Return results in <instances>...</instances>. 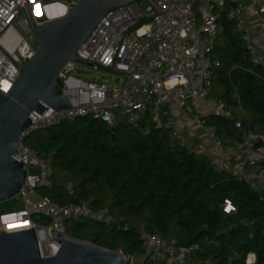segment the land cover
I'll use <instances>...</instances> for the list:
<instances>
[{
    "label": "built area",
    "instance_id": "2783aa9c",
    "mask_svg": "<svg viewBox=\"0 0 264 264\" xmlns=\"http://www.w3.org/2000/svg\"><path fill=\"white\" fill-rule=\"evenodd\" d=\"M228 1L150 0L144 9L137 1L119 7L103 16L76 52L77 57L91 62L92 66L70 61L60 72L62 90L71 95V109L33 113L31 125L19 138L22 151L14 154L17 161H23L29 176L18 195L26 201L24 214L28 221L20 229L36 230L42 257L54 255L59 248L48 229L52 227L67 234L68 218L105 227H115L123 221L106 208L91 209L87 201L59 205L37 194L39 187L52 184V171L48 160L25 144L27 137L78 117H92L108 124L123 121L140 128L143 135L154 129L168 130L173 140L185 145L186 139L192 146L198 140L201 144L193 150L207 155L232 175L252 179L255 187L264 192V169L258 168V163L264 162V146L256 145L258 137L247 132L241 141L226 143L216 128L205 121L206 117L216 115L232 120L241 128L226 102L211 94L218 65L213 55L221 29L218 19ZM78 2L0 0V91L5 83L13 84L17 80L19 69L33 59L39 48L26 6L31 8L33 4L32 12L40 17L42 7L46 11L49 6L60 5L68 10ZM257 2V6L238 2L228 10V16L235 21L251 63L264 71V0ZM86 69L105 70L114 76L86 80L84 77L89 75ZM142 123L145 126L141 127ZM33 167L36 170L31 174ZM34 196L36 201L30 203V197ZM222 210L230 214L236 209L226 199ZM32 214L44 216L49 224L34 223ZM14 216H0V230L10 231L6 226ZM122 228L128 229V225L123 224ZM139 236L147 264H210L209 260L199 261L198 254L205 247L222 245L219 239L206 237L202 242L177 248L173 242L166 245L144 226L140 227ZM119 252L127 264H137L139 255ZM246 262L252 263L248 259Z\"/></svg>",
    "mask_w": 264,
    "mask_h": 264
},
{
    "label": "trees",
    "instance_id": "16d2710c",
    "mask_svg": "<svg viewBox=\"0 0 264 264\" xmlns=\"http://www.w3.org/2000/svg\"><path fill=\"white\" fill-rule=\"evenodd\" d=\"M235 5L229 0L218 19L221 29L213 52L218 65L211 94L226 102L241 128L216 115L205 121L226 143L241 141L251 132L258 137L256 145L264 146V71L251 63L235 21L228 16ZM25 144L51 167L52 184L39 187V196L59 205L87 201L93 210L106 208L123 218L115 227L68 218L69 236L142 255L139 231L144 226L177 248L206 237L222 242L220 247H205L199 261L248 264L247 257L253 254L255 261L250 264H264V192L249 178L232 175L207 155L173 140L168 130L143 135L140 128L123 121L108 124L78 117L32 133ZM258 168L264 169V162ZM15 198L0 204L10 207ZM226 199L235 212H223ZM31 220L49 224L39 214H32Z\"/></svg>",
    "mask_w": 264,
    "mask_h": 264
},
{
    "label": "water",
    "instance_id": "95a60500",
    "mask_svg": "<svg viewBox=\"0 0 264 264\" xmlns=\"http://www.w3.org/2000/svg\"><path fill=\"white\" fill-rule=\"evenodd\" d=\"M135 2L79 0L68 10L61 6V14L47 8L46 15L40 17L26 6L39 48L33 59L19 69L17 80L5 83L0 91V203L17 197L29 179L23 161H17L14 154L22 151L18 142L32 123L31 115L71 109V95L62 90L60 72L70 61L91 67V62L76 56L80 46L106 13ZM48 232L59 248L54 255L42 257L33 227L0 230V264H127L117 250L75 239L52 227Z\"/></svg>",
    "mask_w": 264,
    "mask_h": 264
},
{
    "label": "rangeland",
    "instance_id": "374dc122",
    "mask_svg": "<svg viewBox=\"0 0 264 264\" xmlns=\"http://www.w3.org/2000/svg\"><path fill=\"white\" fill-rule=\"evenodd\" d=\"M238 1H240V0H238ZM137 2L139 3L140 6H142V9H144V7L150 2V0H137ZM31 9L32 10L34 9L33 4L31 5ZM41 12H42L41 15H46L45 7L41 8ZM86 72L89 74V75H86L84 77V79H86V80L96 79V78H111L114 76V74L112 72L105 71V70L94 71L92 69H86ZM90 118H92V117H90ZM200 144H201V142L198 140H195L193 142V146L191 145V141H188V143H187V145H190L191 146L190 148H192V149L199 147ZM216 166H218V165H216ZM219 168H221V167H219ZM35 170L36 169L33 167L31 174H34ZM249 180H251L253 182L252 179L249 178ZM35 201H36V196L30 197V199H29L30 203H33ZM1 212H2V214L0 216L7 215V214H15V216L12 218L14 220L9 221V224L15 223L16 221H20V219L27 218V215L24 214L26 212V201L21 196H17L12 201V204L10 205V207H7L6 204H0V213ZM18 223L16 224L17 227H13V228H18L19 227ZM247 259L252 261V262L255 261V257L253 255H249L247 257ZM137 264H146L142 255L138 256Z\"/></svg>",
    "mask_w": 264,
    "mask_h": 264
},
{
    "label": "bare ground",
    "instance_id": "6f19581e",
    "mask_svg": "<svg viewBox=\"0 0 264 264\" xmlns=\"http://www.w3.org/2000/svg\"><path fill=\"white\" fill-rule=\"evenodd\" d=\"M49 11L52 13H57V14H61L62 13V9L63 7H61L60 5H52L49 6ZM64 11V10H63ZM14 219H12L11 221H13ZM18 223L19 227L18 228H13V227H17L16 224ZM15 223L10 224L9 226H6V229H10V230H15V229H20L21 227L26 226V219H20V221H16ZM15 224V225H14ZM12 225V226H11ZM252 260V259H251ZM252 262V261H250Z\"/></svg>",
    "mask_w": 264,
    "mask_h": 264
},
{
    "label": "crops",
    "instance_id": "0c3cea01",
    "mask_svg": "<svg viewBox=\"0 0 264 264\" xmlns=\"http://www.w3.org/2000/svg\"><path fill=\"white\" fill-rule=\"evenodd\" d=\"M235 3H238V2H245V3H248V4H251V3H254V5H258L259 3L257 2V0H231ZM253 23L256 24V18L253 19ZM189 139H186V142L188 143ZM255 257V255H253Z\"/></svg>",
    "mask_w": 264,
    "mask_h": 264
}]
</instances>
